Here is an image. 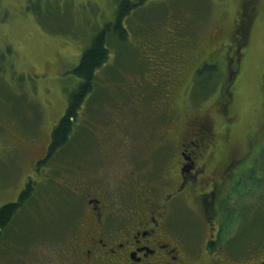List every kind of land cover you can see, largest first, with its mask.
Listing matches in <instances>:
<instances>
[{
	"label": "rangeland",
	"instance_id": "rangeland-1",
	"mask_svg": "<svg viewBox=\"0 0 264 264\" xmlns=\"http://www.w3.org/2000/svg\"><path fill=\"white\" fill-rule=\"evenodd\" d=\"M250 1L255 8L251 20L244 14ZM119 2L0 0V206L14 199L19 191L16 188L29 173L34 174L32 160L47 147L69 95L78 87L74 68L95 36L105 25H113ZM237 22L241 25L238 30ZM124 27L125 39L109 36L113 59L100 73L95 94L87 101V111L95 103L97 113L82 127L79 124L77 150L70 146L65 149L66 157L61 154L53 161L59 166L66 164L65 172L46 168L40 176L27 208L12 230L4 233L6 241L20 248L10 256L0 246V264H55L81 220L86 235L90 219L82 213L80 198L59 186L55 180L58 174L60 180L64 177L69 182L78 176L76 172L92 176L89 179L95 183L104 176L103 185L109 189L107 203L114 199L129 218L128 204L136 192L120 194V166L126 173L148 177L152 193L161 191L182 162L177 144L194 136L191 132L211 118L232 124L227 133L230 136L224 142L227 146L209 152L197 189L220 176L229 180L223 191L228 194L223 196L221 223L216 224H222V237H239L237 246H244L241 241L248 238L256 249L258 233L255 235L252 229L259 227V222L252 208L264 195V176L258 170L264 169V0H146L125 16ZM228 55L233 61L238 58L239 66L233 69L238 67L239 71L235 74ZM205 60L213 64L196 70ZM205 78L208 83L204 90ZM228 104L230 114L222 111ZM174 117L183 122V129L188 127L187 132L173 131ZM191 118L202 122L195 123ZM97 132L101 138L114 139L116 148L111 145L110 153L115 156L106 151L107 145L100 148ZM121 150L127 156L120 154ZM242 154L251 168H240L235 185L233 175L226 174L225 164L232 155ZM118 155L113 170L104 167L109 164L107 157ZM132 163L142 170L131 172ZM96 172H100L97 180L93 176ZM17 180L20 185H15ZM150 183L161 189L152 188ZM197 189L188 186L173 199L178 200L173 214L167 211L163 215L171 233L181 241L188 240V246H195L204 239L205 247L212 232L208 227L203 233L208 224L200 201L195 199ZM168 198L159 192L154 201L145 204L156 213ZM172 224L179 226L181 233ZM168 239L172 244L178 242L170 234ZM209 253L206 247L199 253L205 264L211 263ZM225 254L221 257L229 259Z\"/></svg>",
	"mask_w": 264,
	"mask_h": 264
},
{
	"label": "flooded vegetation",
	"instance_id": "flooded-vegetation-1",
	"mask_svg": "<svg viewBox=\"0 0 264 264\" xmlns=\"http://www.w3.org/2000/svg\"><path fill=\"white\" fill-rule=\"evenodd\" d=\"M240 26L241 25L238 23L236 29L238 30ZM244 36H246V34ZM232 70L233 73L238 72L239 68L237 67L234 70L232 67ZM225 112L229 114L227 111H224V113ZM193 115L194 114H192V116ZM194 119L195 118H191V121L193 120L195 123L201 121V119ZM216 121L211 118L206 125L200 124L202 126H197L194 124L193 127L197 126L191 132L194 136L189 135L185 137V140L181 141L177 154L182 162L176 168L180 170L179 177L183 175L185 179H188L187 183L182 182V179H179V177L173 183L170 182L171 180L166 181L169 183L159 192L163 193L165 196L167 195L169 198L164 202L165 206L162 203L163 205L156 213L153 207L149 206L147 209L145 202L154 201L156 199V197L154 199V196H157L159 192L155 194L152 193L148 177L142 179L139 178L137 174L126 173L122 166L119 168V172L122 173L120 178L122 180L120 194L128 193L130 196L136 192V195L133 197L131 196V203L128 204L129 218L124 216V213H126L124 209L122 211L119 210L118 204L114 199L109 200V203H107L106 199L109 197V189L107 190L103 185L104 183L94 184L88 182L85 183L86 185L84 186H79L78 189H81L79 192H81V195L85 197L88 202L86 207L87 212L85 214L91 219L96 218L97 220L95 222L93 220L89 222L86 235L83 234V230L79 227L82 236L77 237V242L74 240V243L68 246L69 251L67 250L68 248H66L63 252L67 264H205L200 258L201 255H199V253L205 250V247L211 254L214 250V257H211L209 253L210 258H212L210 264H264V195L262 194L260 196L261 202L259 209L261 216L258 218L260 231L259 238H257V242L255 243L256 249L253 250L250 241H247L248 238H243L241 241L244 246H237L235 243L240 242V240H237L239 237L235 235L232 237H225L223 235L222 237L220 234L222 224H216L217 222L221 223V210L222 206L225 205L222 202L223 196L228 194V191L225 194L223 192L225 191L224 187L226 184L224 177L220 176L219 178L210 179L205 187H201L199 190L197 189L200 182L199 177L201 174L204 175L205 171L204 165L199 161L198 155L204 148L205 151L208 150L206 148L210 136L214 135L215 126L219 123V120ZM171 122L173 131L175 130V133L178 131L181 133L183 122L175 117ZM187 131L188 127H185L182 132L185 133ZM113 140L114 139H112V141L109 140V136L101 138L100 132H98V141H100L101 147H103V143L106 142L108 147L106 151L109 153L111 152V145L116 148ZM120 154L126 155L122 150ZM117 158H119V155ZM117 158L107 157L109 164L104 167L113 170ZM205 159L208 158L205 157ZM153 164H156L154 158ZM153 164L151 166H153ZM131 167V172L142 170V168H139L133 163ZM230 169H228V171ZM258 170L260 175L264 176V169ZM228 171H226L227 175L229 173ZM189 179H194L196 183H190ZM150 185L156 190L161 189L157 188L152 183H150ZM210 185L212 186L210 187ZM115 186L116 184L111 186V189ZM188 186H193V188L197 189L195 199L200 201V206L206 218L205 224H208L203 229L204 235L207 233L208 227H210V231L212 232L208 234L209 237L205 240V247L203 245L204 239L202 244H199L197 241L196 243L198 244L195 246H188V240L181 241L180 238L171 233L166 223L167 218L163 215L167 211L173 214V210L178 206V200L175 201L173 199L187 191ZM129 187H132V189L125 192ZM139 187L141 190H139ZM207 187H210V189H206ZM167 189L172 191L166 192ZM257 196H259V194ZM241 214L243 215V213ZM172 226L178 233H181L178 230L179 226L176 227L173 224ZM90 227L94 231L89 233ZM169 234L178 242L172 244L168 239ZM212 240H214V245L210 246ZM188 249H193V251H189ZM224 253H226L225 255L229 259L225 260L221 257V254Z\"/></svg>",
	"mask_w": 264,
	"mask_h": 264
},
{
	"label": "trees",
	"instance_id": "trees-1",
	"mask_svg": "<svg viewBox=\"0 0 264 264\" xmlns=\"http://www.w3.org/2000/svg\"><path fill=\"white\" fill-rule=\"evenodd\" d=\"M54 1L58 2V0H54ZM145 1L146 0H120V2L118 3V11H117L116 20L113 23V25L112 23L105 25L102 31L98 35L95 36L90 47H88L82 52L83 54L78 63L79 65H77L74 68V74L79 79V83L77 85L78 87L72 90L71 94L69 95L68 103L65 108L66 110L62 114V116L59 118L58 123L54 126V128H52L49 141L47 142L48 143L47 147L45 148V150L42 152L41 155H38L40 153H36L37 156L34 158V160H32L31 166L34 167V171H35L34 174L33 172L29 173V175L27 176L25 181L21 184V186L16 188L19 191L14 199H11V201H8L0 206V246H3V248L7 250V253L10 254V256H13L14 252L17 251L20 248V246L17 243L15 244V242L6 241L4 237L5 236L4 233L12 230L13 225H15V221L22 214V211L24 210L26 203L30 201L31 198H33V196L35 195L34 187H37V184L40 182L39 180L40 176L43 175V173L46 171V168H50V171H53L54 169H56L60 173L65 172V169L67 168L66 164L65 166H59V165H56L55 163L54 164L52 163L53 161H55L56 156H61V154H63V158L66 157L67 156L66 152L68 151L70 146L72 147L75 146L77 150L78 142L76 140V136L78 133L81 132L79 128V124H81V127H82V124L88 123V119L92 115H95L97 113V110L93 108L95 103L91 105L90 107L91 111H87L86 105H87V101L90 98V96L95 94V88L97 87L96 82H98V80L100 79V76H101L100 73L104 70V68L108 64H110L111 59H113L112 52H111V49H112L111 40H109V36L114 35V37L117 36L118 39L119 38L121 40L125 39L126 32H127V29L124 27L125 16L128 15L132 10H135V8H137L138 5L142 4ZM244 9H245L244 14L248 15L251 20L252 15L255 13L254 1L247 2V4H245ZM247 24L248 26H250L249 21L247 22ZM244 34H246V32ZM243 41H244V38H243ZM228 57H229V62H230L231 56L228 55ZM208 63L210 65L213 64L210 61L205 60L204 62H202L201 65L200 64L198 65L199 68L197 67L196 70L200 71L204 69V66L208 65ZM195 79L197 78L195 77ZM207 79L208 78H205L204 80H202V87H204L203 88L204 90L207 89V83H208ZM230 108H231V104L225 105V109L222 111H227V113L230 114L231 112ZM229 125H232V124L218 123L217 126H215L214 135L216 137L214 138L213 136H210V140L206 148L208 150L205 151V148H204L202 151H200L198 155L199 161H201L202 163L207 162L205 157H208L210 151H212L213 149L219 151L220 147H223V145H225L224 143L226 142L225 139H227L230 136L227 134ZM222 137H225V138H222ZM97 138H98V132H97ZM176 138L180 140L179 136H177ZM165 141L169 142L171 141V139L166 138ZM103 145H106V142H104ZM177 147H179L178 144H177ZM262 148L263 147L261 145L260 149ZM65 149L67 151H65ZM247 151L249 152V149ZM247 151H245V153ZM177 153H178V149H177ZM109 154L111 156H115L113 153L112 154L109 153ZM117 157L118 156H116V158ZM244 157L246 156L243 154L240 156L232 155L229 162L225 164L226 169L231 168L228 171L229 172L228 175L230 176L233 175L235 185L238 180L237 179L238 173H239L238 171L240 170V168H244L246 171H250L248 169L251 168V162L249 160L244 159ZM76 160H78L77 157L75 161ZM172 167L173 169H175V166H172ZM178 171L175 174H172L170 176L171 183H173L176 180L177 178L176 175ZM99 173L100 172L94 173L93 176H95V180L98 179ZM75 174L78 176H76L70 182L64 179V177H62V180H60L59 174L55 180L62 185L61 186L59 184V186L64 188V190L70 191L71 193H73L74 196L80 198L81 200L80 208L82 210L84 209L82 213L86 217L85 218L86 220L89 221L90 219L91 221L92 219L87 214H85L87 212L86 207L88 205L87 199L81 195V192H79L81 191V189L80 188L78 189V187L84 186L86 185L85 183H88V182H91L94 184L104 183V176L101 177L99 183H95L93 181H90L92 179V176L82 174L79 172H76ZM89 177L91 179H89ZM179 179H182L181 181L186 182V183L188 180V179H185L183 175L182 177L180 176ZM55 180H52V182H54ZM189 181L190 183H196L194 179H189ZM17 183H19L20 185L21 182L17 180L15 185ZM226 183H229L228 179H226ZM131 189L132 187H129L126 190L125 189L124 190L126 192ZM171 191L172 190L170 189L166 190V192H171ZM50 204L51 206L54 205L52 201L50 202ZM259 208H260V200L257 202V204H255V208H252V209L255 211L256 214L258 213L260 215ZM257 215L256 217L258 220L259 217ZM26 217L28 220L29 217L28 216ZM81 222L82 220L78 223L77 226H74V228L72 229L71 236L69 237V239L67 240V243L65 244L66 248H68V246H70L71 243H74V240L75 242H77L76 241L77 237L82 236L81 230L79 229V227L81 226L80 225ZM88 228H89V225L86 227V229ZM93 231L94 230L90 227L89 233ZM259 231L260 229L258 225L256 226V228L252 229V232L255 235L256 233H258L256 235L257 238H259ZM3 241H4V245H2ZM212 245H214V240H212V243L210 246ZM67 250L69 251V248ZM55 264H67V261L64 255H59Z\"/></svg>",
	"mask_w": 264,
	"mask_h": 264
}]
</instances>
